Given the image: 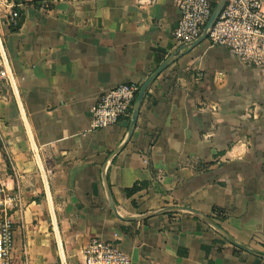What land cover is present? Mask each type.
Returning <instances> with one entry per match:
<instances>
[{"label": "crops", "instance_id": "crops-1", "mask_svg": "<svg viewBox=\"0 0 264 264\" xmlns=\"http://www.w3.org/2000/svg\"><path fill=\"white\" fill-rule=\"evenodd\" d=\"M15 1V25L0 13L10 263L81 264L95 236L130 264H264V72L201 34L175 43L172 0ZM172 56L128 138L130 115L90 128L101 92Z\"/></svg>", "mask_w": 264, "mask_h": 264}, {"label": "built area", "instance_id": "built-area-1", "mask_svg": "<svg viewBox=\"0 0 264 264\" xmlns=\"http://www.w3.org/2000/svg\"><path fill=\"white\" fill-rule=\"evenodd\" d=\"M172 1L179 11L172 36L175 43L182 44L194 40L202 33L218 0ZM21 6L20 1L0 0V13L4 14V22L15 25ZM205 36L210 44L227 47L236 59L250 63L264 72V0H225ZM196 76H200V73L196 72ZM0 78L9 82L12 78L3 51L1 32ZM139 87L137 82H122L101 92L92 107L90 128H102L128 116ZM13 200L14 196L5 193L0 186V206L3 211L0 221V264H11L12 224L7 208ZM80 251L81 264L131 263L129 256L117 244L95 236L90 237Z\"/></svg>", "mask_w": 264, "mask_h": 264}, {"label": "water", "instance_id": "water-1", "mask_svg": "<svg viewBox=\"0 0 264 264\" xmlns=\"http://www.w3.org/2000/svg\"><path fill=\"white\" fill-rule=\"evenodd\" d=\"M224 1L225 0H218L217 3L215 4L212 12H211V15L209 16L207 22L205 23V27L203 28L202 30V33H201V36L198 38L197 41H200L201 39L205 38L206 34H207V30L208 28L212 25L213 21L215 20L216 16L218 15L220 9L222 8L223 4H224ZM173 59V56L172 57H168L167 59H165L163 62H161V64L159 65V67L141 84L137 94H136V97L133 101V104H132V108H131V113L129 114L130 115V123H129V129H128V133H127V138L129 137L131 131H132V128L134 126V122H135V119H136V114L138 112V107H139V103H140V100L142 98V95L146 89V86L150 83V81H152V79ZM214 226L216 228H218L215 224ZM227 239L228 241H230L231 243L237 245L238 247H241L243 249H246V250H249V251H253L255 252L254 250L252 249H249L248 247L244 246V245H241L237 242H234V240L230 237L227 236Z\"/></svg>", "mask_w": 264, "mask_h": 264}, {"label": "trees", "instance_id": "trees-1", "mask_svg": "<svg viewBox=\"0 0 264 264\" xmlns=\"http://www.w3.org/2000/svg\"><path fill=\"white\" fill-rule=\"evenodd\" d=\"M139 188L138 185L134 184L133 186L129 187L126 189V193L127 194H131L132 192H134L135 190H137Z\"/></svg>", "mask_w": 264, "mask_h": 264}, {"label": "rangeland", "instance_id": "rangeland-1", "mask_svg": "<svg viewBox=\"0 0 264 264\" xmlns=\"http://www.w3.org/2000/svg\"><path fill=\"white\" fill-rule=\"evenodd\" d=\"M4 192L6 193V191H4ZM7 215H8V213H7ZM2 216H3V211H2V206H0V221H1Z\"/></svg>", "mask_w": 264, "mask_h": 264}]
</instances>
